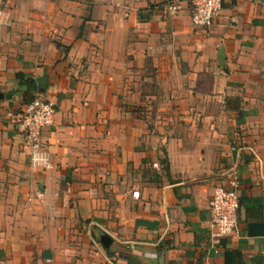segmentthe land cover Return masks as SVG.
I'll list each match as a JSON object with an SVG mask.
<instances>
[{
    "label": "crops",
    "instance_id": "1",
    "mask_svg": "<svg viewBox=\"0 0 264 264\" xmlns=\"http://www.w3.org/2000/svg\"><path fill=\"white\" fill-rule=\"evenodd\" d=\"M167 1L0 0V264H264V0H222L207 29ZM235 162L237 228L215 239Z\"/></svg>",
    "mask_w": 264,
    "mask_h": 264
},
{
    "label": "built area",
    "instance_id": "2",
    "mask_svg": "<svg viewBox=\"0 0 264 264\" xmlns=\"http://www.w3.org/2000/svg\"><path fill=\"white\" fill-rule=\"evenodd\" d=\"M185 5L191 9L192 24L207 29L219 15L222 0H168L161 10L164 15H178ZM55 111L56 102L40 95L24 105L19 124L27 148L28 161L32 167L46 164L42 131L53 124ZM239 186L240 179L235 162L227 169L223 183L214 188L208 202L212 236L215 239L224 238L237 228L240 209ZM138 194V191H134L132 197L137 198Z\"/></svg>",
    "mask_w": 264,
    "mask_h": 264
},
{
    "label": "water",
    "instance_id": "3",
    "mask_svg": "<svg viewBox=\"0 0 264 264\" xmlns=\"http://www.w3.org/2000/svg\"><path fill=\"white\" fill-rule=\"evenodd\" d=\"M250 227H251L253 232H258V233L262 234L261 225H259V224H251ZM106 238H107L106 236L104 238H102L103 243L105 242Z\"/></svg>",
    "mask_w": 264,
    "mask_h": 264
}]
</instances>
